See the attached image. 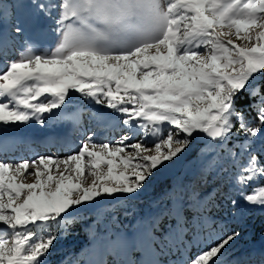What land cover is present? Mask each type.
<instances>
[{
    "label": "snow or ice",
    "instance_id": "obj_1",
    "mask_svg": "<svg viewBox=\"0 0 264 264\" xmlns=\"http://www.w3.org/2000/svg\"><path fill=\"white\" fill-rule=\"evenodd\" d=\"M73 93L110 110L90 120L128 130L115 144L89 135L63 158L0 160V264H51L81 212L100 219L106 198L132 200L191 157L205 172L230 173L235 224L242 206L264 209V0H0V146L21 126H47ZM176 200L174 224L157 217L133 238L101 235L88 264L134 245L149 257L143 264H227L235 227L197 234L182 259H159L173 238L199 229Z\"/></svg>",
    "mask_w": 264,
    "mask_h": 264
},
{
    "label": "rangeland",
    "instance_id": "obj_2",
    "mask_svg": "<svg viewBox=\"0 0 264 264\" xmlns=\"http://www.w3.org/2000/svg\"><path fill=\"white\" fill-rule=\"evenodd\" d=\"M51 39V37H45L42 38V42L49 43ZM96 110L110 111L102 109L101 106L95 105L78 94L73 93L68 107L63 113L54 117L47 126L41 127L38 124L32 123L29 126H21L14 134H10L7 138V147L0 146V160H6L9 163H18L22 160H34L38 156L63 158L77 150L89 135L93 136L97 143L115 144L128 129L123 125L122 121L112 120L110 122H96L90 120L89 114ZM144 141L145 137L143 136H137L132 140L133 143ZM147 143L151 146L150 138H148ZM2 144L3 142L0 141V145ZM128 150L131 151V149ZM187 160L188 158L180 160L175 165L158 173L150 185L160 182L164 178H172L180 170H182V173L188 172L189 169L186 167L187 164H184ZM198 167H200L201 171L206 173L202 161H200ZM29 171H31V169H29ZM27 182L32 181L29 179ZM147 188L132 200H112L106 198L103 202V212L100 219H98L97 213L92 210L86 209L81 212L78 217L83 218L85 222L81 229L89 233L92 243H83L81 248L75 250L72 249L76 243L73 237H61L59 243H61V247L63 248L56 257L54 253L55 248L53 249V254L49 257L51 264H60L61 261L74 258L81 259V264H88L89 260L98 258L92 256L90 253L94 245H99V238L101 235H108L113 240L116 239L115 237H117V235L133 238L141 235L155 218L158 217L160 222H162L165 217H172L171 213L173 210L169 208L167 204L165 205L162 202L157 203L154 211H151L141 203L142 197L148 193ZM205 199L204 195H200L199 201L201 204H204ZM184 207H186V211L190 208L189 205H183V208ZM140 208L144 210L143 213L139 211ZM250 210H253V213H257L260 217H264V209L242 206L240 209L241 223L237 225L232 221V209L226 208L225 213L220 217H215L210 213L203 215L201 223L198 224L199 229H197L196 235L198 234L200 237H206L210 230L221 232L235 227L241 232V235L231 247L227 249L223 259L227 261V264H235L238 258L255 253L254 264H259L261 259L260 252L264 251V223L262 224V231L251 236V230H248L246 224L247 215ZM119 211L126 217V224L119 220ZM152 231L153 235L156 237L161 235L159 228H153ZM251 239L256 240L250 241ZM129 250L132 252L133 256H136V261L130 258L129 255L122 256L125 250L121 249H115L112 252L103 251L102 256L99 258L104 259L105 257L104 260L107 264H110L109 261H107L108 259H106L107 256L113 258L112 263L114 264H123L122 261L131 262V264H143V261L149 258L142 246H130L128 248V251ZM156 250H159L158 245L156 246ZM115 251L118 252V256H116ZM159 259L168 261L177 260L178 258H176L171 251L169 256H161Z\"/></svg>",
    "mask_w": 264,
    "mask_h": 264
},
{
    "label": "trees",
    "instance_id": "obj_3",
    "mask_svg": "<svg viewBox=\"0 0 264 264\" xmlns=\"http://www.w3.org/2000/svg\"><path fill=\"white\" fill-rule=\"evenodd\" d=\"M200 161L195 157L188 158V160L185 161L186 163H184L187 164L186 167L189 169L188 172L182 173V170H180L174 177L164 178L160 182L148 186V193L142 197L141 203L148 207L149 210L154 211L156 204L162 202L165 205L167 204V206L174 211L177 207L176 197L179 195L183 198V205L190 206L187 211L186 207H184L190 224L201 223L203 215L205 214L210 213L215 217H220L225 213L226 208L232 209L229 198L235 197L236 194L232 191L229 184L230 173L223 171L204 173L200 170V167H198ZM209 194H211V197ZM200 195H204L206 198L204 204H201L199 201ZM209 199H212L213 202L209 203ZM139 211L141 213L144 212L141 208ZM118 213L119 220L126 224V217L122 215L120 211ZM162 222H165V224H174V218L173 216L165 217ZM84 223L83 218L78 217L75 225L71 228L69 234L66 235L76 240L72 249L78 250L82 247L83 243H92L89 233L81 229ZM263 223L264 217H260L257 213H253V210L249 211L246 224L248 230H251V236L262 231ZM196 232L197 228L190 227L189 230L183 234L182 238L177 236L169 242V248H171L172 254H174L176 258H183L181 256V250L185 246H191L193 252L196 250L194 246ZM63 236L62 234L61 237ZM252 240L256 239H251L250 241ZM62 248L61 243L58 242L55 246V257L60 254L59 251H61ZM115 254L118 256L117 251H115ZM127 255L135 259V261L137 260L136 256H133L132 252H130V250L128 251V249L123 252L122 256ZM109 257L110 256L106 257V259H108L107 261H109L110 264H114L112 263L113 258Z\"/></svg>",
    "mask_w": 264,
    "mask_h": 264
}]
</instances>
